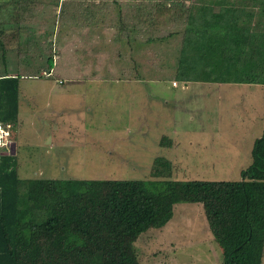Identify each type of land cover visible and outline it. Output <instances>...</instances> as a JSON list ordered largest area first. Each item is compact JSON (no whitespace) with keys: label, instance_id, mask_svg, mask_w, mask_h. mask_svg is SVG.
Here are the masks:
<instances>
[{"label":"rangeland","instance_id":"1","mask_svg":"<svg viewBox=\"0 0 264 264\" xmlns=\"http://www.w3.org/2000/svg\"><path fill=\"white\" fill-rule=\"evenodd\" d=\"M175 1L168 0V6ZM33 4L23 27L6 26V14L0 15V29L4 23L8 33L21 30L19 47L9 48L2 36L8 47L5 58L14 73L22 67V73L31 75L24 68L27 64H33L32 70L37 66L46 70L50 55L55 62L50 76L41 72L40 78L21 81L20 120L7 129L8 141L17 144L14 157L21 179L241 181V171L253 163L255 141L264 134V85L199 82L185 87L177 81L174 85L185 31L174 9L159 11L166 15L159 29L161 40L133 51L123 44L87 54L81 51L77 30L71 41L76 52L64 49L63 27L72 14L59 15V10L69 6V0H34ZM74 18L78 20V14ZM2 56L0 48V72ZM86 76L108 81L96 89L68 80ZM61 81L73 91L50 96V87H61ZM61 119L82 128L76 140L74 134L72 139L70 132L65 133L59 147L50 140L51 128ZM3 148L0 152L10 151ZM157 158L171 163L170 178L153 177ZM62 162L77 174L65 172ZM135 247L140 264L223 262L201 204L176 205L171 221L142 234Z\"/></svg>","mask_w":264,"mask_h":264},{"label":"trees","instance_id":"2","mask_svg":"<svg viewBox=\"0 0 264 264\" xmlns=\"http://www.w3.org/2000/svg\"><path fill=\"white\" fill-rule=\"evenodd\" d=\"M4 1L0 15L6 14V26L23 27L34 0ZM101 1L97 11L103 16L94 22L92 14L90 27L111 25V0ZM131 1L136 6L116 26L121 42L139 40L146 47L161 40L159 29L166 15L160 10L174 9L176 20L185 23L174 82L264 85V0H176L169 6L168 0ZM80 2L85 5L84 0H69L59 15L79 14ZM4 23L0 122L14 126L20 80L41 77V72L50 76L55 62L50 55L46 70H32L33 64H27L24 68L31 75L22 73V67L14 73L5 56L8 47L20 46L21 30L8 33ZM252 157V165L235 182L90 181L20 179L16 158L0 152V264H140L135 243L147 231L166 226L181 203L202 205L222 264H263L264 134L255 141ZM171 173L168 160L155 159L153 177L170 178Z\"/></svg>","mask_w":264,"mask_h":264},{"label":"crops","instance_id":"3","mask_svg":"<svg viewBox=\"0 0 264 264\" xmlns=\"http://www.w3.org/2000/svg\"><path fill=\"white\" fill-rule=\"evenodd\" d=\"M84 4L82 5V3L80 2V6H79V14H78V20L79 23H75L76 21H74V17H69V19L67 21H65L66 26L63 27V30L66 31V36L65 37V44H64V49L65 47H68L66 49L69 50V52H76V48H72V42L74 41V38L72 37L74 34L73 32L75 30L78 31V33H80V37H79V46L81 47L82 52H87L90 54H97V53H101L103 51H105L106 47L109 46H121V45H125L124 47H126L129 51H133V50H137L139 48H144L145 44L144 42H141L139 40L137 41H133L130 44H128V42H121L118 40V32L119 30L117 29V23L119 22L120 18L122 17V19H125V13H128V11H130V7L132 6H136V3H134V1L131 0H111L110 4L108 5V9L110 12V20L111 25L109 26H104L101 23H95L93 27H90V19H92V14H96V17L94 18L95 21L94 22H98L101 18V16H103V13H99L97 11L98 8H101L100 3L102 2L101 0H84ZM6 2L3 1L2 4ZM132 4V5H130ZM98 6V7H97ZM59 6L57 8V12H58ZM71 38V39H70ZM63 42V41H62ZM147 45H149L147 43ZM61 45H59L58 47H60ZM135 47V49H134ZM137 48V49H136ZM63 49V50H64ZM61 50V48L59 49ZM66 52V51H65ZM50 78V77H48ZM29 79L27 77H24L20 80V84H19V114H18V122L20 120V114H21V104H22V99H21V94H20V85H21V81L22 80H26ZM68 80H72L73 84H79L82 86H86V85H90V87L93 88H97V85H101L103 84L106 80L105 78L102 77H97V76H86V77H71ZM120 81L118 79H112L109 81ZM129 81V80H128ZM127 80L125 82H127L128 84L132 83V82H128ZM143 81V80H141ZM108 83V82H106ZM112 84V82H109ZM141 83V82H140ZM175 83V82H174ZM173 83V84H174ZM189 84L191 83H185V87H188ZM200 84H205V83H200ZM211 84V83H208ZM61 87H54L51 86L50 87V96L54 95V93H56V95L58 97L63 96V94H66L68 92L73 91L72 86L71 87H65V83L63 81L60 82ZM229 85V84H226ZM234 85H245V84H234ZM259 86V85H257ZM101 88V87H100ZM57 89V91H55ZM59 92V93H58ZM58 93V94H57ZM51 108L53 107V105L51 104L50 106L47 105V108ZM52 112V111H51ZM57 112V111H56ZM62 120V119H61ZM71 121L70 120H62L61 122H59V125H57V127H53L51 128V133H53L52 137H51V144L54 145H58L59 147L63 146L64 144V140L66 138L65 133L68 135L70 132L72 135V139L74 138L75 135V140L77 139V135L78 132H80L79 130H81L80 127L77 128L76 125H72L70 124ZM11 127V126H10ZM13 127V126H12ZM15 127V125H14ZM87 129V128H86ZM74 134V135H73ZM6 142H7V147H9L10 151L9 152H5L3 151L2 153L8 154V155H16L17 154V144L15 142H9L8 139L6 138ZM5 149V148H3ZM63 165V170H65V172H67L69 175H72V171L73 169L71 167H65L64 165H67L66 163L62 162L61 163ZM60 164V165H61ZM40 173V171H38ZM74 174L76 173V169L74 168L73 171ZM42 174V172H41ZM19 176V175H18ZM21 179V177H19ZM68 178H74V177H68ZM86 180V179H85Z\"/></svg>","mask_w":264,"mask_h":264},{"label":"built area","instance_id":"4","mask_svg":"<svg viewBox=\"0 0 264 264\" xmlns=\"http://www.w3.org/2000/svg\"><path fill=\"white\" fill-rule=\"evenodd\" d=\"M176 85V83H174ZM10 126H5L0 122V149L7 146L6 138L9 136V129Z\"/></svg>","mask_w":264,"mask_h":264}]
</instances>
